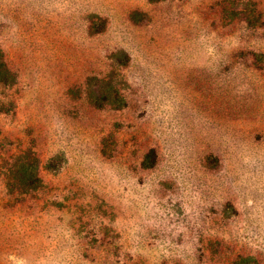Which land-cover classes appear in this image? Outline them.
Instances as JSON below:
<instances>
[{
	"label": "rangeland",
	"instance_id": "374dc122",
	"mask_svg": "<svg viewBox=\"0 0 264 264\" xmlns=\"http://www.w3.org/2000/svg\"><path fill=\"white\" fill-rule=\"evenodd\" d=\"M0 54V264H264V0H0Z\"/></svg>",
	"mask_w": 264,
	"mask_h": 264
},
{
	"label": "trees",
	"instance_id": "16d2710c",
	"mask_svg": "<svg viewBox=\"0 0 264 264\" xmlns=\"http://www.w3.org/2000/svg\"><path fill=\"white\" fill-rule=\"evenodd\" d=\"M1 55V54H0ZM12 78V74L5 66L2 64L1 57H0V83H9L10 79ZM25 174L29 176V178H34L35 172L30 171L29 169L25 170ZM38 179V177H37Z\"/></svg>",
	"mask_w": 264,
	"mask_h": 264
}]
</instances>
